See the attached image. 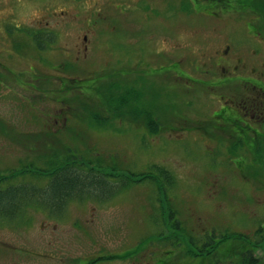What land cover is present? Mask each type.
<instances>
[{
	"label": "rangeland",
	"instance_id": "374dc122",
	"mask_svg": "<svg viewBox=\"0 0 264 264\" xmlns=\"http://www.w3.org/2000/svg\"><path fill=\"white\" fill-rule=\"evenodd\" d=\"M114 1L0 0V61L19 73L27 70L31 61L54 73L53 65L64 59L79 65L70 68L72 76L97 70L113 63L109 62L106 39L112 34L107 28L111 22L120 26L121 30L117 26L113 32H118L119 39L123 40L126 32L129 53L141 48L148 60L153 59V50L160 49L178 55L194 71L197 65L204 68L207 61L212 73L217 71L214 51L230 41L231 51L241 56L243 65L264 69V36L249 33L246 20L253 15L247 10L211 15L196 8L184 11L183 0H145L141 4L139 0H119L120 6ZM64 16L50 52L39 53L35 47L22 54L12 53L7 23L25 27L33 20H50L53 24ZM91 18L99 24L88 34L87 43L82 37ZM258 27L264 35V24ZM0 70L3 74L7 71ZM83 89H61L51 78L29 89L12 79L0 84V174L10 176L11 170L34 162L41 166L40 155L50 152L45 151L48 145L100 154L107 160L104 167L116 166L122 174L121 179L112 178L117 191L107 199H74L63 211L54 213L35 199L12 217L0 214V264H234L210 255L207 259L210 250L204 248L198 258L192 255L199 251L192 238L200 247L208 241L206 226L211 231L237 233L239 238L249 235L256 243L258 230L264 227V168L262 179L254 180L255 169L230 166L224 143L213 137L175 132L137 135L118 116L107 124H97L89 118L84 102H104L106 97L101 88ZM204 105L209 110L215 107L213 99L198 98L195 107ZM6 126L14 131L5 133ZM159 166L174 177L172 184L166 182L161 187L160 180L137 177L155 172ZM240 173L250 181L241 180ZM20 182L44 186L48 180L19 175L2 187ZM172 211L181 226L171 221ZM226 239L228 245L235 243L230 236ZM225 245L219 246L220 257ZM188 248L193 250L191 255ZM263 252L264 247H258L255 256L259 258ZM115 254L116 258L98 259Z\"/></svg>",
	"mask_w": 264,
	"mask_h": 264
},
{
	"label": "flooded vegetation",
	"instance_id": "af4514ba",
	"mask_svg": "<svg viewBox=\"0 0 264 264\" xmlns=\"http://www.w3.org/2000/svg\"><path fill=\"white\" fill-rule=\"evenodd\" d=\"M144 1L139 0L140 4ZM114 2L116 6H120L119 0ZM183 5L184 11L196 8L211 15L247 10L253 15L246 20L249 33L259 38L264 36L258 27L264 24V0H183ZM206 9L212 11L208 12ZM61 13L65 14V11ZM144 16L147 17V14ZM64 19L65 16L55 19L53 24L50 20H33L25 27L14 21L7 23L5 31L13 46L12 53L22 54L35 47L39 53L50 52L56 43L59 35L57 31ZM86 22V33L82 38L88 43V34L95 32L98 19L94 21L91 18ZM107 25V28L112 30V34L106 37L107 52L109 62L113 63L82 75L72 76L70 68L79 66L74 60L64 59L53 65L54 73L44 71L35 65L34 61H31L32 64L27 70L19 73L0 61V68L7 70L5 74L0 70V84L4 83L5 79H12V83L29 89L41 83L45 84L51 78L61 89L67 87L84 88L83 90L90 87L107 89L108 102L123 105L122 110L114 113V116L128 122L134 134L160 136L175 132L216 138L224 143L223 152L228 159L227 164L235 165L237 168H253L255 170H252L251 178L262 179L260 174L264 168L263 68L243 65L241 56L231 51L233 49L230 41L221 49L214 51L216 52L214 55L217 56L215 59L217 71L212 73L207 61L204 68L200 65L195 66L196 72L187 68L178 55H171L160 49L153 50V59L148 60L142 55L141 48H135L133 54L129 53L132 51L127 48L130 40L126 38V32L123 40L118 38V32L113 33L118 27L121 30L119 24L107 22ZM19 41L22 43L21 47ZM174 45L177 46V44L172 46ZM87 48L86 44L85 49ZM65 54L70 56L69 53ZM90 78L91 81H88ZM198 98L206 99V102L213 99L215 107L212 110L207 109L205 105L202 109L195 107ZM6 128L7 134L13 130L7 126ZM15 131L21 133L18 129ZM242 177L245 181L251 179L244 173L241 174V180ZM174 216L176 217L175 213ZM210 229L211 227L206 226L208 239L206 244L212 239L220 243L206 253L207 259L210 255L214 259L224 258L226 261L229 259L236 264L241 262L243 253L250 250H254L252 255L257 258L255 253L259 246L252 238L249 242L238 236L231 237L235 243L228 245V239L221 241L223 239L221 235L229 231L216 232ZM223 242H226L222 251L224 256L220 257L218 249ZM82 264H88V261Z\"/></svg>",
	"mask_w": 264,
	"mask_h": 264
},
{
	"label": "trees",
	"instance_id": "16d2710c",
	"mask_svg": "<svg viewBox=\"0 0 264 264\" xmlns=\"http://www.w3.org/2000/svg\"><path fill=\"white\" fill-rule=\"evenodd\" d=\"M101 92L104 97H106L104 102L95 103L90 100L85 101L86 103L84 102V104L86 109H89L88 114L90 115V119L97 124H107V122L114 117V113L122 110L123 105L110 104L107 100V89L101 88ZM96 109H102L105 113L100 114ZM2 129L3 127L1 130ZM49 149L50 152L40 155V157L43 158L41 166L34 162L24 165L22 168L11 170L10 176L0 174V214L12 217L15 213H18L23 204H29L35 199L42 202L43 205L49 208L53 213L61 212L71 200H82L88 197L103 200L112 197L116 193V185L112 182V178L121 179L122 174L118 172L116 166L110 167V169L104 167V163H106L105 161L107 160L100 154L94 155L91 152L83 153L79 151V149L69 146L63 148L62 146L55 147L53 145H48L45 151ZM92 155L95 157H92ZM111 161L113 162V160ZM155 172L148 171L137 175V177H140V179H148L153 182L160 180L161 187L163 185L165 186L166 182L171 184L174 182V177H171L165 168L160 166L156 167ZM27 174H31L39 179L45 178L48 182L44 186H39L36 183L20 182L16 185L8 184L2 187V184L8 179ZM122 185L125 186L126 183L124 182ZM174 213L175 212L172 211L170 214L171 221H174L176 227L179 225L181 226V223L174 216ZM229 236L237 237L238 234L233 232L222 234L221 237L223 239L221 241L229 238ZM214 237L216 236L214 235ZM242 239H246L249 242L251 241L249 235L242 234ZM191 241L193 246L199 251L198 253L195 252L196 254H192L193 250L188 248L187 254H192L196 256V258L202 255L200 251L204 249H206V251L212 250L214 246H218L220 243V241L212 239L209 243H205L200 247L198 243L194 242L193 238ZM256 243L259 247H264V228L258 230V239ZM253 251L244 252L239 264H261L264 252L259 258H255L252 255ZM114 257L116 258V254L109 257L102 256L98 259H111Z\"/></svg>",
	"mask_w": 264,
	"mask_h": 264
}]
</instances>
